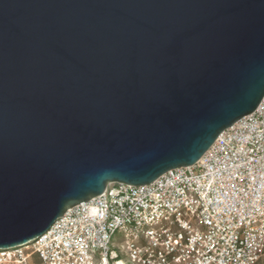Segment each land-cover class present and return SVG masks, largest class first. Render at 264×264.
<instances>
[{
    "label": "water",
    "instance_id": "water-1",
    "mask_svg": "<svg viewBox=\"0 0 264 264\" xmlns=\"http://www.w3.org/2000/svg\"><path fill=\"white\" fill-rule=\"evenodd\" d=\"M263 99L264 0H0V250L195 165Z\"/></svg>",
    "mask_w": 264,
    "mask_h": 264
},
{
    "label": "built area",
    "instance_id": "built-area-1",
    "mask_svg": "<svg viewBox=\"0 0 264 264\" xmlns=\"http://www.w3.org/2000/svg\"><path fill=\"white\" fill-rule=\"evenodd\" d=\"M0 264H264V99L195 165L111 184Z\"/></svg>",
    "mask_w": 264,
    "mask_h": 264
},
{
    "label": "rangeland",
    "instance_id": "rangeland-1",
    "mask_svg": "<svg viewBox=\"0 0 264 264\" xmlns=\"http://www.w3.org/2000/svg\"><path fill=\"white\" fill-rule=\"evenodd\" d=\"M118 239L120 240V236L118 237Z\"/></svg>",
    "mask_w": 264,
    "mask_h": 264
},
{
    "label": "bare ground",
    "instance_id": "bare-ground-1",
    "mask_svg": "<svg viewBox=\"0 0 264 264\" xmlns=\"http://www.w3.org/2000/svg\"><path fill=\"white\" fill-rule=\"evenodd\" d=\"M217 141V140H216Z\"/></svg>",
    "mask_w": 264,
    "mask_h": 264
}]
</instances>
